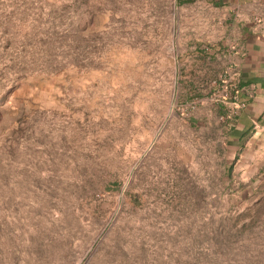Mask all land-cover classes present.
I'll return each mask as SVG.
<instances>
[{
    "label": "rangeland",
    "instance_id": "1",
    "mask_svg": "<svg viewBox=\"0 0 264 264\" xmlns=\"http://www.w3.org/2000/svg\"><path fill=\"white\" fill-rule=\"evenodd\" d=\"M20 2L0 0V12L2 7H16ZM80 2L87 4L86 31L101 36L97 67L27 74L12 83L9 69L0 73V85L5 84L0 89V144L17 124L30 118L32 110L50 111L37 115L30 128L32 134L20 141L28 151L16 152L8 163L10 169L0 174V192L12 191L15 196L13 203L0 209V229H9L10 233L14 225L19 228L27 224V228L36 221L41 232L31 245L37 241V253L30 251L28 255L37 254V264L45 258L51 264H104L96 257L89 260L91 243L83 240L87 226L70 216L77 196L85 192L81 185L87 177H103L108 182L96 194L109 212L98 228H105L104 233L117 221L123 190L132 172L136 171L132 200L143 196L156 210L163 198L157 194L167 190L162 182L168 179L169 184L170 178L178 175L175 171L180 162L189 164L195 181L210 191L218 189L221 154L216 148L224 139L215 125L212 97L217 90L208 97L180 102L176 98L180 88L177 79L197 80L202 74L210 78L215 73V80L225 58L200 56L220 44L227 45L244 24L264 27V0H192L184 4L176 0H76ZM111 15L114 21H110ZM195 45L200 46L202 55L196 57L192 51ZM211 85L216 83L212 81ZM37 145L53 151L45 156L41 148L34 150ZM233 150L229 147L222 152L226 161ZM143 157L148 160L144 167H138ZM42 165L53 169L51 179L39 176ZM238 170L236 166L232 171L234 187L247 181ZM252 187L242 191L235 188L229 202L241 210L243 201L236 203V196L250 195L256 190ZM8 191L0 202L7 198ZM32 200H37V213H26V204ZM52 208L61 214L56 223ZM51 224L59 229L53 237L47 232ZM64 232L72 245L63 261L58 260L59 251L53 247L44 253L38 250L39 244L43 247L41 240L54 243L58 236L65 239ZM4 237H0V243ZM16 239L17 247L27 245L29 240L20 234ZM0 261L11 264L7 252L0 251Z\"/></svg>",
    "mask_w": 264,
    "mask_h": 264
},
{
    "label": "trees",
    "instance_id": "2",
    "mask_svg": "<svg viewBox=\"0 0 264 264\" xmlns=\"http://www.w3.org/2000/svg\"><path fill=\"white\" fill-rule=\"evenodd\" d=\"M20 1L16 7H2L0 12V59L3 61L0 63V73L9 69L6 73L10 76L11 83L27 74L49 75L68 68L82 71L97 67L103 44L99 34L90 33L85 29V2L77 4L76 0ZM191 1L176 0V3ZM32 13L36 16L32 17ZM8 20L12 23L9 24ZM114 20L115 17L111 15L110 21ZM10 26L14 28L11 30ZM192 51L196 57L202 55L198 45H195ZM227 53L228 46L220 44L213 52L200 56L208 59L216 56L225 58V64L219 68L218 78L213 80L214 73L210 78L202 74L197 80L177 79L181 89H178L176 98L180 102H192L196 98L208 97L215 89L218 91L222 86L220 79L228 66ZM232 71L231 69L229 73ZM212 81L216 85H211ZM4 86L5 84L0 85V89ZM240 89L238 77L227 85L231 96H238ZM213 100L217 118L216 129L224 139L223 145L220 144L216 148L220 152L218 154H221V160L217 163L218 189L210 191L205 184L195 181L189 164L180 162L175 171L178 175L171 178L170 175L169 184L168 179L162 182L167 190L157 194L163 198L159 200L160 206L156 210L148 206L143 196L132 200L136 171L132 172L123 190L117 221L104 233L105 228L101 231L98 228L108 219L109 212L100 205L96 194L108 182L103 177H87L81 185L85 192L82 196H77L78 202L71 209L70 216L81 225L87 226L86 230H83V240L91 243L90 251L87 252L90 254L89 260L96 257L104 264H264V165L244 183L238 182L236 187L232 185V171L239 149L233 151L229 161H226L222 152L229 149L226 142L229 132L233 129V117L235 111L244 106V101L238 99L240 106L235 107L231 102L224 104ZM47 111L32 110L30 118L17 124L3 137L0 144L3 156L0 157V174L3 169H10L8 163L11 159L14 160L16 152L28 149L21 145L20 141L32 134L30 128L37 120V115ZM38 148H41L45 156L50 154L49 151H53L44 148V145H37L34 150ZM47 160L49 161L48 158ZM147 160L148 158L143 157L138 167H144ZM74 170L78 171L77 168ZM38 171L41 178H52L53 169L50 166L42 165ZM249 185L256 190H252L250 195L236 196V203L243 201L240 210L237 205L234 206L235 203L229 202L230 194L235 188L242 191ZM7 191L0 192V197ZM13 195L12 191H8L7 198L0 202L1 210L7 207L6 203L15 201ZM27 203L26 213H37V200ZM50 213L54 222L61 219L58 209L52 208ZM26 225L21 224L19 228L14 225L10 233L9 229H0V237L5 236L4 241L0 243V251L8 253L11 264H37V254H28L30 251L37 253V241L33 245L31 243L33 239H37V233H40L41 229L37 230L36 221L27 228L24 227ZM53 225L51 224L47 231L52 237L59 230ZM64 233L66 240L60 236L57 240L52 238L54 243L40 239L43 247L39 244L38 250L44 253L53 247L59 251L58 260L63 261L71 251L72 245L69 235ZM17 234L22 235L23 239L27 237L28 244L17 247ZM0 264H4L3 261H0ZM38 264L51 262L45 258Z\"/></svg>",
    "mask_w": 264,
    "mask_h": 264
},
{
    "label": "crops",
    "instance_id": "3",
    "mask_svg": "<svg viewBox=\"0 0 264 264\" xmlns=\"http://www.w3.org/2000/svg\"><path fill=\"white\" fill-rule=\"evenodd\" d=\"M227 46V68L238 77L244 106L235 111L226 144L239 149L235 167L248 180L264 165V27H238Z\"/></svg>",
    "mask_w": 264,
    "mask_h": 264
},
{
    "label": "built area",
    "instance_id": "4",
    "mask_svg": "<svg viewBox=\"0 0 264 264\" xmlns=\"http://www.w3.org/2000/svg\"><path fill=\"white\" fill-rule=\"evenodd\" d=\"M226 74V75H225ZM225 74L221 77L220 81L222 83L221 88L217 91V94L212 97V99H216L221 103H232L235 107H239V100L237 99V94L230 95L227 90V85H229L232 81L231 73H229V69H226Z\"/></svg>",
    "mask_w": 264,
    "mask_h": 264
}]
</instances>
